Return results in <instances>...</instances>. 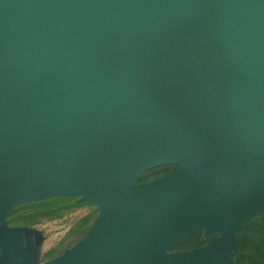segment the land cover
I'll list each match as a JSON object with an SVG mask.
<instances>
[{
	"label": "water",
	"instance_id": "obj_1",
	"mask_svg": "<svg viewBox=\"0 0 264 264\" xmlns=\"http://www.w3.org/2000/svg\"><path fill=\"white\" fill-rule=\"evenodd\" d=\"M70 195L98 214L43 264H231L262 215L264 0H0V263L30 264L9 209Z\"/></svg>",
	"mask_w": 264,
	"mask_h": 264
},
{
	"label": "rangeland",
	"instance_id": "obj_2",
	"mask_svg": "<svg viewBox=\"0 0 264 264\" xmlns=\"http://www.w3.org/2000/svg\"><path fill=\"white\" fill-rule=\"evenodd\" d=\"M177 165H163L141 172L135 184H147L166 176ZM263 211L264 199L258 202ZM98 214L97 206L84 201V195L42 197L16 205L4 216L5 227L18 231L22 236L21 247L27 249L30 264H43L78 243L88 232ZM218 237L205 236L198 230L174 244L169 253L198 250ZM1 264V263H0Z\"/></svg>",
	"mask_w": 264,
	"mask_h": 264
},
{
	"label": "trees",
	"instance_id": "obj_3",
	"mask_svg": "<svg viewBox=\"0 0 264 264\" xmlns=\"http://www.w3.org/2000/svg\"><path fill=\"white\" fill-rule=\"evenodd\" d=\"M235 237L231 264H264V208L262 215L245 223Z\"/></svg>",
	"mask_w": 264,
	"mask_h": 264
}]
</instances>
